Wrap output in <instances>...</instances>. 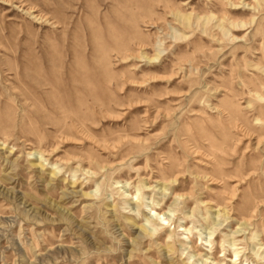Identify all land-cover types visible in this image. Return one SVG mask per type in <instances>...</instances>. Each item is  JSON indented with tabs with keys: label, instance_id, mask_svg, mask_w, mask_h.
<instances>
[{
	"label": "rangeland",
	"instance_id": "1",
	"mask_svg": "<svg viewBox=\"0 0 264 264\" xmlns=\"http://www.w3.org/2000/svg\"><path fill=\"white\" fill-rule=\"evenodd\" d=\"M0 264H264V0H0Z\"/></svg>",
	"mask_w": 264,
	"mask_h": 264
},
{
	"label": "bare ground",
	"instance_id": "2",
	"mask_svg": "<svg viewBox=\"0 0 264 264\" xmlns=\"http://www.w3.org/2000/svg\"><path fill=\"white\" fill-rule=\"evenodd\" d=\"M158 215L160 216V214H158ZM239 254H240V252H238V251L235 253L236 256H238ZM235 261H236V260H235ZM235 261H234V262H235Z\"/></svg>",
	"mask_w": 264,
	"mask_h": 264
}]
</instances>
